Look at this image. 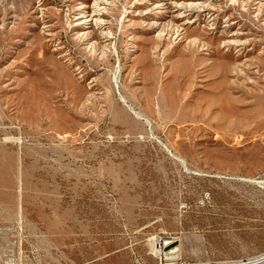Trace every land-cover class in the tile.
I'll return each mask as SVG.
<instances>
[{"label":"rangeland","instance_id":"1","mask_svg":"<svg viewBox=\"0 0 264 264\" xmlns=\"http://www.w3.org/2000/svg\"><path fill=\"white\" fill-rule=\"evenodd\" d=\"M0 263L264 264V0H0Z\"/></svg>","mask_w":264,"mask_h":264},{"label":"bare ground","instance_id":"2","mask_svg":"<svg viewBox=\"0 0 264 264\" xmlns=\"http://www.w3.org/2000/svg\"><path fill=\"white\" fill-rule=\"evenodd\" d=\"M189 4L191 5V4H194V5H196V6H200L201 5V3H199V2H189ZM99 5H100V2L99 1H96L95 2V4H94V9L92 10V12L90 13V14H88V17H87V19L86 20H89V19H93V20H95V21H97V23H101V21H100V17H99V12H98V10H99ZM104 12V11H103ZM103 19V18H102ZM85 20V21H86ZM84 23V22H83ZM102 24V23H101Z\"/></svg>","mask_w":264,"mask_h":264},{"label":"built area","instance_id":"3","mask_svg":"<svg viewBox=\"0 0 264 264\" xmlns=\"http://www.w3.org/2000/svg\"><path fill=\"white\" fill-rule=\"evenodd\" d=\"M1 264V263H0Z\"/></svg>","mask_w":264,"mask_h":264}]
</instances>
